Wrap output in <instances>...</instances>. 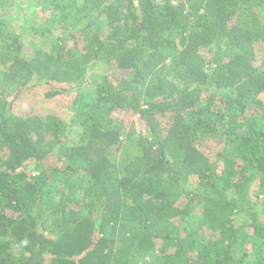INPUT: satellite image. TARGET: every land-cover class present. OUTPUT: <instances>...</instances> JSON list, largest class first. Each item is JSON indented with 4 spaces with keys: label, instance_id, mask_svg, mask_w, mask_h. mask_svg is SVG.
Returning <instances> with one entry per match:
<instances>
[{
    "label": "trees",
    "instance_id": "16d2710c",
    "mask_svg": "<svg viewBox=\"0 0 264 264\" xmlns=\"http://www.w3.org/2000/svg\"><path fill=\"white\" fill-rule=\"evenodd\" d=\"M10 1L0 264H264V0ZM44 84L70 120L15 113Z\"/></svg>",
    "mask_w": 264,
    "mask_h": 264
},
{
    "label": "rangeland",
    "instance_id": "374dc122",
    "mask_svg": "<svg viewBox=\"0 0 264 264\" xmlns=\"http://www.w3.org/2000/svg\"><path fill=\"white\" fill-rule=\"evenodd\" d=\"M6 6H8L6 17L12 19V23L19 29L28 28L33 19L40 21L42 19L41 16H44V13L46 12L43 5L38 4L35 0L10 1L9 5ZM18 31L21 32L20 30ZM102 67L103 66L99 65L97 69H101ZM50 89V86L47 84L24 89L18 100L15 102V113H55L62 116L67 121L70 120L71 113L69 107L71 104V98L67 96L48 98L46 92ZM84 89L85 88H83L82 91H85ZM206 145L210 150L216 148V143L214 141H208L206 142ZM56 162L57 159H51L48 164Z\"/></svg>",
    "mask_w": 264,
    "mask_h": 264
}]
</instances>
